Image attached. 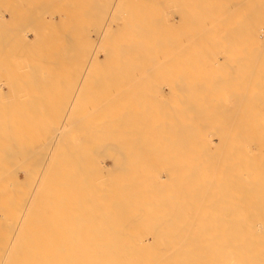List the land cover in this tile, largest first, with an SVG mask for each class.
Segmentation results:
<instances>
[{
    "label": "bare ground",
    "instance_id": "bare-ground-1",
    "mask_svg": "<svg viewBox=\"0 0 264 264\" xmlns=\"http://www.w3.org/2000/svg\"><path fill=\"white\" fill-rule=\"evenodd\" d=\"M162 5L153 40L18 73L0 264H264V0Z\"/></svg>",
    "mask_w": 264,
    "mask_h": 264
},
{
    "label": "rangeland",
    "instance_id": "rangeland-1",
    "mask_svg": "<svg viewBox=\"0 0 264 264\" xmlns=\"http://www.w3.org/2000/svg\"><path fill=\"white\" fill-rule=\"evenodd\" d=\"M162 2L163 0H0V17L3 20L1 21L0 18V24L3 22L0 33L4 30L7 36L6 38L2 36L3 39H6V42L0 39L2 42L0 43V157L3 156L4 150L6 151L7 147L16 140L14 136L17 133L14 134L13 127H16L18 115L21 114H19V110L22 112L19 104L23 107L21 101H18L20 98L17 99V95L21 97L23 92L20 90V94L16 92V80H20L17 78L21 77L18 75L20 71H24L25 75L28 73L27 77L30 70L34 71L39 68L36 65L41 60L47 59L48 62L52 63V60L56 57H67L68 38H72L70 39L72 42L69 41V43L71 42V45L74 43L75 46H72L77 49L74 52L72 51L73 53L76 54L78 51V55H91L94 58L95 56L99 58L105 56L106 53L99 51L100 48L103 45L110 46L111 42H120L122 38H126V33L132 40H146L143 43L153 40L156 38L155 35L159 34L160 20L173 22L171 15L163 12ZM262 21L264 24V13ZM133 24H136L135 28L130 27ZM17 29L21 32V37L18 36V39L9 38L10 31H16ZM19 40L24 43H20ZM39 44L44 48L41 49ZM129 46L130 49L133 47L132 54H137L138 49H135L134 44L132 45L127 41L125 47ZM51 57H53L52 60ZM45 62V66L41 69L46 70L49 65ZM86 62H88L87 58ZM23 65L26 67L20 68ZM58 66L56 67L59 68V72L55 71L54 76L65 78L63 75L65 72L62 70L63 65H61L62 67ZM60 71L64 73L62 72L61 75ZM57 72L60 74L59 76ZM32 77H34L33 74ZM32 77L29 81L33 82L32 85L36 87L37 84H34V78L37 76ZM38 77L37 79H39ZM55 77H52V80H55ZM66 80L63 81L68 82V77ZM12 82L14 83V90L11 89ZM20 83L22 84L21 80ZM57 83L62 88L65 84L58 81L54 85H58ZM28 84L26 82V85ZM22 86L23 84L20 85V88ZM29 87L33 88L31 85ZM57 88H60V86ZM65 88L67 87L65 86ZM24 89L22 91H25V93L27 91L26 94H29V90ZM36 91L34 94H36ZM21 99L23 101V97ZM10 169L9 167L5 169L7 174L12 171ZM3 179V175H1L0 185H4ZM16 182L18 181L16 180ZM13 193L15 192L13 191ZM12 198L15 199V196L13 195Z\"/></svg>",
    "mask_w": 264,
    "mask_h": 264
}]
</instances>
